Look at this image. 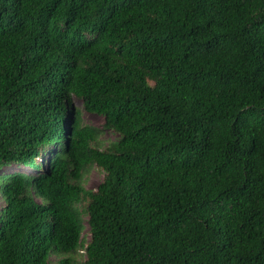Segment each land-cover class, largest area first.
Returning <instances> with one entry per match:
<instances>
[{
	"label": "trees",
	"instance_id": "trees-1",
	"mask_svg": "<svg viewBox=\"0 0 264 264\" xmlns=\"http://www.w3.org/2000/svg\"><path fill=\"white\" fill-rule=\"evenodd\" d=\"M0 197V264H264V0H0Z\"/></svg>",
	"mask_w": 264,
	"mask_h": 264
},
{
	"label": "rangeland",
	"instance_id": "rangeland-1",
	"mask_svg": "<svg viewBox=\"0 0 264 264\" xmlns=\"http://www.w3.org/2000/svg\"><path fill=\"white\" fill-rule=\"evenodd\" d=\"M76 106L80 109L81 111V115H80V119L81 122L84 124H90V125H94V126H98L101 127L102 123H103V118L97 114H92V113H88L85 110H83L81 103L79 101H75ZM103 140L105 141H109V140H115L117 138V135L112 132V131H104L103 135H102ZM48 157V153L47 151L44 152L42 159L38 160V161H42L43 163L45 162V160ZM17 168V166L15 165H10L8 167H5L3 170L5 172H10L13 171ZM30 174H33L34 171H29L28 169H26ZM102 179V172L99 171L96 168H92L90 170V172L85 176L84 180H83V186L86 189H95L97 184L101 181ZM4 203L3 200L0 197V208L3 207ZM82 236L87 240L88 238V231H87V225H85V228L82 232ZM52 262L56 261V258L51 257Z\"/></svg>",
	"mask_w": 264,
	"mask_h": 264
}]
</instances>
